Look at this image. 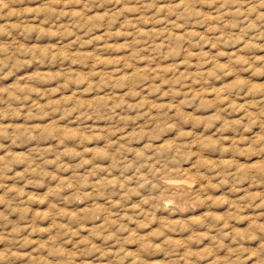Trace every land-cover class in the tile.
<instances>
[{
  "label": "clouds",
  "instance_id": "clouds-1",
  "mask_svg": "<svg viewBox=\"0 0 264 264\" xmlns=\"http://www.w3.org/2000/svg\"><path fill=\"white\" fill-rule=\"evenodd\" d=\"M122 3L138 12L126 43L110 45L108 16L89 22V9L119 17ZM65 5L81 11L65 16ZM97 28L107 33L86 56ZM33 34L59 46L41 55ZM106 54L118 59L101 63ZM255 74L264 76V0H0V264H264ZM221 84L227 102L207 100ZM234 99L246 119L233 118Z\"/></svg>",
  "mask_w": 264,
  "mask_h": 264
},
{
  "label": "rangeland",
  "instance_id": "rangeland-1",
  "mask_svg": "<svg viewBox=\"0 0 264 264\" xmlns=\"http://www.w3.org/2000/svg\"><path fill=\"white\" fill-rule=\"evenodd\" d=\"M164 5H161V7H163ZM119 8L122 10V15L119 17H114L112 16L107 9H105L103 12L100 11V9H89V17L88 20L89 22L95 23V20L93 19L95 18H99L100 22H101V26H103V17L104 16H108L109 18V24L111 26L114 27L115 30V36L111 37L109 40V44L111 45V43H113V41H119L120 43H126V40H123L122 37V33L126 34V35H131L130 31H128V29H130L132 27V25H130L128 23V21H131L135 18V16L137 15L138 12V8L137 5L134 3H122L121 5H119ZM71 11L72 15L75 16L77 15L80 11L81 8L80 6H75V7H70L68 5H65V16H67L68 11ZM10 23H14L15 19L13 18V20L9 21ZM145 23L147 24V21H145ZM38 27V25H36ZM213 26H215V24L213 23ZM182 26L178 27L176 30L177 35H181L182 34ZM192 31H200L201 33H203L204 29H200V28H194L191 29ZM96 34L99 38L100 43L96 44V45H85V55H90L91 54V50L94 49V47H99L100 44H102L103 42V35L107 33V29H104V32H101L100 28H97L96 30ZM141 33H145L147 31L146 28L141 27L140 28ZM153 31H155V29H153ZM169 34L171 35V32H169ZM204 36L203 34H201V39H203ZM32 42L34 43L32 45L33 48H37L39 47L41 55H47V48L49 46V44H51V46L53 48H56L57 46H59V41H55L54 39H56L55 37L48 35V36H41L39 39L36 38V35L33 34L32 36ZM55 44H52V43ZM57 42V43H56ZM212 52L214 53L216 51L215 45L211 46ZM235 49H232V51H234ZM117 51L119 52V48H117ZM203 51L205 53L209 52V45L205 44ZM220 51L223 53L225 51L224 48H221ZM76 53H74L75 55ZM32 55H35V52L32 53ZM59 55L61 56L62 60H67L68 59V53L67 52H60ZM52 59L55 60L56 59V53L53 52L52 55ZM99 61L101 63L111 60V59H118V56H109V55H104L98 58ZM74 65L76 64L75 61L72 62ZM138 63L143 64V61H139ZM185 62H181L180 65H177V70L180 72V74L183 76L185 75V71L186 69L183 67V64ZM196 63L195 60L192 61V64L194 65ZM219 63L221 64H225L226 60L225 58L222 56L221 60L219 61ZM160 67H162L164 70L167 71H171L172 70V66L171 65H161ZM205 70L208 71L209 73L212 72V66L211 65H205ZM73 71H75V68L73 69ZM77 77L78 78H82L83 77V73L82 72H77ZM34 74H28L27 76H22L20 77V80L23 81L26 78H31V76ZM57 75H59V73H57ZM193 75V73H188L186 79H191V76ZM40 76L45 79V80H51L52 79V74L50 72L47 73H41ZM195 84V81H192ZM235 81L232 79H228L227 80V84H233ZM4 82H0V86L3 85ZM251 83L253 85H259V84H264V76L260 75V74H255L254 76L251 77ZM226 87V85L221 84L218 86V88H213V89H209L207 90L206 93V99L207 100H218L220 103H226L228 100V97L224 95L223 93V89ZM42 90L37 88L35 89V93L39 94ZM203 91V90H202ZM167 94V88L165 86V94L164 96L161 97V100L164 102H167L165 100V96ZM95 98V97H93ZM60 99H63V97H60ZM237 105H239V107H236ZM244 105H245V100L244 99H234L232 100V103L230 105H228L229 109L235 108L236 111V115L233 117L234 119H246L248 113H246L244 111ZM252 110L249 109V112H251ZM209 115H215L214 112H209ZM228 142H229V138L227 136H225V148H227L228 146ZM241 166L243 167V161L240 162ZM259 164L258 161L254 162ZM9 183H11V181H9ZM185 183H188V181H185ZM26 190H30L35 192L36 190H31V189H26ZM216 192L217 195V199L220 200V198L222 197L223 193L221 192V190L219 188L214 190ZM248 192V188L247 186L245 187L244 191L240 193V196L242 197L244 194H247ZM36 194H40L38 192H36ZM219 207H224V205L221 203L218 205ZM36 210L38 211H47V206L46 205H35L34 206ZM221 213H217V215H220ZM200 217H193V216H189L187 217L188 220H198ZM177 219H181L180 217H177ZM42 226H47L46 224L42 225ZM202 251V250H201Z\"/></svg>",
  "mask_w": 264,
  "mask_h": 264
}]
</instances>
